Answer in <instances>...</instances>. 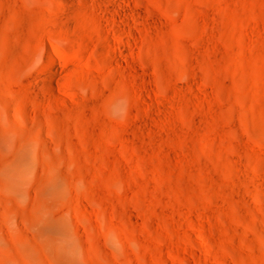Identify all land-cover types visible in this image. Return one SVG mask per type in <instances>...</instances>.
Masks as SVG:
<instances>
[{
  "label": "rangeland",
  "instance_id": "obj_1",
  "mask_svg": "<svg viewBox=\"0 0 264 264\" xmlns=\"http://www.w3.org/2000/svg\"><path fill=\"white\" fill-rule=\"evenodd\" d=\"M0 264H264V0H0Z\"/></svg>",
  "mask_w": 264,
  "mask_h": 264
},
{
  "label": "bare ground",
  "instance_id": "obj_2",
  "mask_svg": "<svg viewBox=\"0 0 264 264\" xmlns=\"http://www.w3.org/2000/svg\"><path fill=\"white\" fill-rule=\"evenodd\" d=\"M255 205H256V203H255ZM198 239H199L201 242L204 241V237L202 236L201 233L198 234Z\"/></svg>",
  "mask_w": 264,
  "mask_h": 264
}]
</instances>
